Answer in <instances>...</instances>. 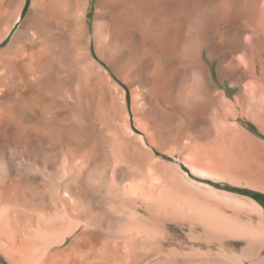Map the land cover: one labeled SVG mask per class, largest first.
I'll return each instance as SVG.
<instances>
[{
	"label": "bare ground",
	"instance_id": "bare-ground-1",
	"mask_svg": "<svg viewBox=\"0 0 264 264\" xmlns=\"http://www.w3.org/2000/svg\"><path fill=\"white\" fill-rule=\"evenodd\" d=\"M91 5L0 0V250L12 264H264V142L238 122L264 129V0H97L90 23ZM117 79L138 96L139 131ZM163 138L207 149L194 172L254 189L221 191L229 210L181 197L160 177Z\"/></svg>",
	"mask_w": 264,
	"mask_h": 264
},
{
	"label": "rangeland",
	"instance_id": "rangeland-1",
	"mask_svg": "<svg viewBox=\"0 0 264 264\" xmlns=\"http://www.w3.org/2000/svg\"><path fill=\"white\" fill-rule=\"evenodd\" d=\"M96 1L97 0H92V5H91L92 11H90L89 18H88L90 23H92V17L94 15V5L96 4ZM94 50H95V48H94ZM204 58L212 67V78H213V81L215 82L214 84L216 85V88L219 91H227L230 98H236V95L240 92V88L237 86H232L229 79H223L222 80L220 78V75L218 73V66L220 63L219 59H217V58L214 60L209 59L206 52L204 54ZM188 77H189L191 82L196 81V75L193 71H190L188 73ZM117 82L120 84V85H118V87L121 90V92H123L122 87H125L127 89V92H125L126 93L125 94V101L127 103V106H125L126 118L130 119L133 122L134 126L136 127V130L139 131V129L137 127L139 125H143V121L140 120V115L136 114V112H135V108L137 106H139V103H140V101L138 100V96L133 91V88L130 86V84H128L127 82H124L120 79H117ZM247 100H246V102L248 103ZM124 104H125V102H124ZM128 111H129L131 116H129ZM203 117L209 121V124H212V125H215L217 120L220 119V118H218L216 109H211L208 112V114L203 116ZM263 118H264V113H263ZM238 120H239L238 122L240 124V126H239L240 129L242 128V130L247 131V133L252 135L254 138L264 142V129H262L257 123L251 121L246 115H243V114L239 115ZM228 123L233 125V128H234L235 127L234 125H236L237 122H236V120L231 119ZM250 123L252 124V126ZM205 127H206V124H202L199 127L200 128L199 131H203L205 129ZM242 130H239V132L241 133ZM232 133H233V137H234L235 135H234L233 129H232ZM227 135H228V137L232 136V134H228V133H227ZM165 139L166 138H163V140H165ZM166 140L164 143L168 142V140H167V142H166ZM166 147L168 149L167 153H164L160 150H157L158 155L160 157H162L163 161H167L166 162L167 166H165V167H168V168H165V170H164L166 172L165 175L164 174L160 175V177L162 178L161 180H164V182H172V180H171L172 178L176 179L175 180L176 183L177 182L180 183L179 185L182 188L180 187V190L175 191V192H177L178 194H182V195H180L181 197H185V196L191 194L193 196V198L195 199L196 203L197 204L200 203L199 206H204V204H205V206H208V204H209V206L211 204L212 205H214V204L219 205L220 204L219 206L221 208H223L224 210H229L231 207H233V206H235V204H237L232 199H229L226 196H223L221 194V191L226 192V193H233V194H238V195H243V196H249V193L247 194V193H244L242 191H237V190L235 191L233 189H225L223 186L224 184H231L232 186H240V187L246 186V188H249V189H246L245 192H250V193L252 192V189H254V188H251V187L244 185V184L240 185V184L234 182L229 177L227 179V177L225 175H223V177H216V176H213V175H210L207 173H200L198 171L194 172L192 162L195 164V166H198V167H203V168L209 167V161L207 160V155H206L207 149L205 150V148L201 151V153L198 152L194 156V154H190L187 147H185L183 145H182V147H176L174 144L167 143ZM198 154H200V155H198ZM92 158H93V156H92ZM79 160H81V159H79ZM210 181L219 182V184H221V185L217 186V188H219L221 190H216V192H218L219 195L217 193L211 192V189H209V186L207 185V183L211 184V183H209ZM204 183H206V186ZM221 196L223 197V199H221L222 198ZM261 196L262 195H260V197ZM212 198L214 199V201ZM216 198H218V200ZM224 198H226V199H224ZM261 198H263V196ZM255 199L258 200L257 198H255ZM225 201H227V202L225 203ZM228 201H230V202H228ZM263 201H264V198H263ZM201 203H202V205H201ZM170 231H171L172 235H179V236H181L180 238H182V239H185L186 237H188L189 232H190L189 230L182 229V228H180L178 230L172 228V229H170ZM195 234L197 235V237H205L204 233L202 232V230L200 228H198L196 230ZM243 245H244L243 241H237L235 243L228 241L226 246L229 249L234 248V249L239 250L243 247ZM0 264H12L7 259V257L5 256L4 252H2L1 250H0Z\"/></svg>",
	"mask_w": 264,
	"mask_h": 264
},
{
	"label": "trees",
	"instance_id": "trees-1",
	"mask_svg": "<svg viewBox=\"0 0 264 264\" xmlns=\"http://www.w3.org/2000/svg\"><path fill=\"white\" fill-rule=\"evenodd\" d=\"M242 192H244V191H242ZM245 193L248 194V192H245ZM252 195H253V194H252ZM260 195H261V194H254L253 196H254L255 198H257L260 202H262V203L264 204V201H263V199L260 197Z\"/></svg>",
	"mask_w": 264,
	"mask_h": 264
}]
</instances>
